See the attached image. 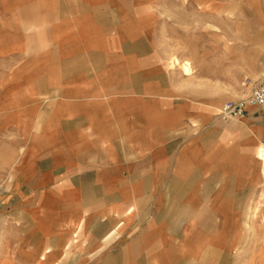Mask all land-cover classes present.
Listing matches in <instances>:
<instances>
[{"label":"crops","instance_id":"1","mask_svg":"<svg viewBox=\"0 0 264 264\" xmlns=\"http://www.w3.org/2000/svg\"><path fill=\"white\" fill-rule=\"evenodd\" d=\"M256 83L264 0H0V199L33 263L264 264V104L217 117Z\"/></svg>","mask_w":264,"mask_h":264},{"label":"rangeland","instance_id":"2","mask_svg":"<svg viewBox=\"0 0 264 264\" xmlns=\"http://www.w3.org/2000/svg\"><path fill=\"white\" fill-rule=\"evenodd\" d=\"M255 8L258 6L255 5ZM170 60L174 61V56ZM167 65L169 66L168 63ZM181 72H184L183 69ZM184 87L189 88L190 85ZM5 139L7 147L0 148V192L8 186L13 176L16 156L19 152V149L9 147V141L12 140L11 134H6ZM23 221L22 218L10 213L9 207H6L0 199V264H35L34 259L38 258L47 246L44 239L32 237L34 232L25 228ZM39 264H46V262L39 261ZM54 264H62V262L55 261Z\"/></svg>","mask_w":264,"mask_h":264},{"label":"built area","instance_id":"3","mask_svg":"<svg viewBox=\"0 0 264 264\" xmlns=\"http://www.w3.org/2000/svg\"><path fill=\"white\" fill-rule=\"evenodd\" d=\"M246 78L243 84H247ZM264 104V83H256L250 92L244 96L226 100L218 109L217 117L223 122H229L242 116L249 106L257 107Z\"/></svg>","mask_w":264,"mask_h":264},{"label":"bare ground","instance_id":"4","mask_svg":"<svg viewBox=\"0 0 264 264\" xmlns=\"http://www.w3.org/2000/svg\"><path fill=\"white\" fill-rule=\"evenodd\" d=\"M260 157H261V159H262V161H263V167H264V148L261 150V152H260ZM263 170V169H262Z\"/></svg>","mask_w":264,"mask_h":264}]
</instances>
